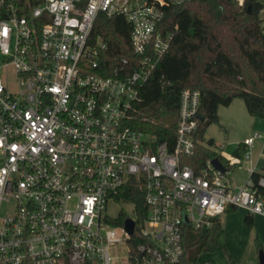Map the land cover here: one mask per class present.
<instances>
[{
	"label": "built area",
	"instance_id": "built-area-1",
	"mask_svg": "<svg viewBox=\"0 0 264 264\" xmlns=\"http://www.w3.org/2000/svg\"><path fill=\"white\" fill-rule=\"evenodd\" d=\"M184 1L0 0V264H112L113 246L125 264H180L185 224L211 226L229 207L264 215L251 173L235 187L224 162L225 172L185 161L204 142L200 89H182L173 137L132 125L174 38L158 25ZM102 12L130 22L133 62L104 60L107 43L92 38ZM131 186L143 219L123 196ZM110 202L134 215L118 221Z\"/></svg>",
	"mask_w": 264,
	"mask_h": 264
},
{
	"label": "trees",
	"instance_id": "trees-1",
	"mask_svg": "<svg viewBox=\"0 0 264 264\" xmlns=\"http://www.w3.org/2000/svg\"><path fill=\"white\" fill-rule=\"evenodd\" d=\"M262 0H185L167 6L159 28L174 32L170 50L162 57L153 76L142 87L143 100L138 105L132 125L156 132L160 140L174 136L179 119L180 93L183 88L201 91L200 110L205 118L199 122L197 137L208 145L197 144L196 153L185 159L197 169L209 159L219 157L229 168L240 162L228 164V159L212 147L213 138L206 140L205 130L219 120L220 105H229L241 97L249 113L264 117V26L261 11ZM132 26L123 15L108 16L100 13L94 29L93 40L101 38L107 43L104 60L114 66L122 58L132 62L137 58L131 44ZM170 81L162 85L160 77ZM249 146L240 142L234 154L245 158ZM264 170L252 171L258 192L264 197V184L260 178ZM128 189V190H127ZM124 197L136 202L140 218L146 214L143 194L134 186L127 188ZM122 212L118 221H124ZM249 225L254 223L252 214L246 215ZM221 227L219 218L211 226L194 228L184 225V253L180 264L198 263L203 251L221 248L216 234Z\"/></svg>",
	"mask_w": 264,
	"mask_h": 264
},
{
	"label": "rangeland",
	"instance_id": "rangeland-1",
	"mask_svg": "<svg viewBox=\"0 0 264 264\" xmlns=\"http://www.w3.org/2000/svg\"><path fill=\"white\" fill-rule=\"evenodd\" d=\"M243 2L244 0H239V4ZM261 16L264 26V9L261 11ZM218 114L219 120L211 123L205 130L206 140L213 138L216 143L212 148L220 154L232 157L237 143L256 131L260 132L262 136L257 137L249 152L250 160L255 162V168L252 169L264 170V117H253L241 97H236L232 104L220 105ZM203 144L208 145L207 141ZM249 164L250 162L244 158L232 171V183L236 187L247 180ZM108 211L114 216L122 212L133 216L134 206L126 202H110ZM246 215L247 211L241 207L224 213L223 222L216 234L221 248L201 252L198 263L205 261L208 264H259V255L261 251L264 252V216L255 214L254 223L249 225ZM110 253L113 257L112 264H125L122 246L111 247Z\"/></svg>",
	"mask_w": 264,
	"mask_h": 264
},
{
	"label": "crops",
	"instance_id": "crops-1",
	"mask_svg": "<svg viewBox=\"0 0 264 264\" xmlns=\"http://www.w3.org/2000/svg\"><path fill=\"white\" fill-rule=\"evenodd\" d=\"M263 17V16H262ZM233 101H234V99H233ZM233 101L231 102V104L233 103ZM220 107V106H219ZM253 117H256V118H258L257 116H253ZM219 118H220V116H219ZM258 121V120H257ZM251 135V134H250ZM250 135H248V136H250ZM247 136V137H248ZM247 137H245V138H247ZM245 138H244V140H245ZM257 139V138H256ZM255 139V140H256ZM244 140H242V141H240V142H244ZM239 142V143H240ZM255 142V141H254ZM253 142V143H254ZM239 143H237L236 144V147L238 146V144ZM253 145V144H252ZM251 145V146H252ZM251 146H249V148L251 147ZM236 147H235V149H236ZM235 149H234V151H235ZM222 155H224V154H222ZM224 157H226L227 159H229L230 158V160H231V163H234V162H241V160H243V159H240L239 157H237L235 154H234V156H232V157H228V156H226V155H224ZM247 162H250V164H249V170H248V172H249V174L250 173H252V171H254V170H256V171H262V170H257V169H252V168H255V162L254 161H252V160H250V157H249V159H247ZM228 164H230V163H228ZM228 166V165H227ZM229 171H228V173H227V175H228V177L230 178V181H231V183H232V177H231V174H232V171L234 170V168H229L228 169ZM241 183V182H240ZM233 184V183H232ZM236 185H238V184H236ZM240 185H242V184H239L238 186H240ZM233 186H235L234 184H233ZM236 187V186H235ZM238 207H229L228 209H227V211L226 212H229V211H232V210H235V209H237ZM242 208V207H241ZM244 209V208H243ZM245 211H247L246 209H244ZM225 212V213H226ZM224 214V213H223ZM222 214V215H223ZM247 214H250L248 211H247ZM222 215L220 216V222H221V224H222V222H223V218H222ZM259 215H262V214H259ZM264 216V215H263ZM253 217H254V219H255V214L253 215ZM255 221V220H254Z\"/></svg>",
	"mask_w": 264,
	"mask_h": 264
},
{
	"label": "water",
	"instance_id": "water-1",
	"mask_svg": "<svg viewBox=\"0 0 264 264\" xmlns=\"http://www.w3.org/2000/svg\"><path fill=\"white\" fill-rule=\"evenodd\" d=\"M199 118L200 120H204L205 114L204 112H199ZM212 163L219 169H221L223 172L227 170L226 165L223 163V161L219 157H214L212 159ZM126 227L133 232L134 230V221L131 218L126 219ZM259 264H264V252L261 251L259 255Z\"/></svg>",
	"mask_w": 264,
	"mask_h": 264
}]
</instances>
